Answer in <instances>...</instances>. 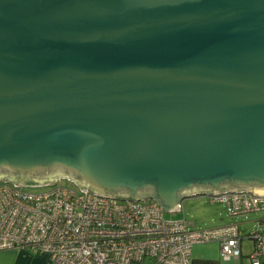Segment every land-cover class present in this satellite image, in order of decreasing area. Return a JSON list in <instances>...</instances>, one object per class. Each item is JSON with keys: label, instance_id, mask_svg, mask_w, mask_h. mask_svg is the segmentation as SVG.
<instances>
[{"label": "water", "instance_id": "95a60500", "mask_svg": "<svg viewBox=\"0 0 264 264\" xmlns=\"http://www.w3.org/2000/svg\"><path fill=\"white\" fill-rule=\"evenodd\" d=\"M59 178L264 194V0H0V180Z\"/></svg>", "mask_w": 264, "mask_h": 264}, {"label": "built area", "instance_id": "2783aa9c", "mask_svg": "<svg viewBox=\"0 0 264 264\" xmlns=\"http://www.w3.org/2000/svg\"><path fill=\"white\" fill-rule=\"evenodd\" d=\"M57 181L33 192L26 188L40 185L0 180V249L25 247L45 253L51 264H190L195 244L217 241L223 260L264 264V194H204L210 203L223 204L229 216L260 212L256 229L244 233L236 221L195 228L184 215L167 218L152 198L118 199ZM246 238L253 246L243 255Z\"/></svg>", "mask_w": 264, "mask_h": 264}, {"label": "rangeland", "instance_id": "374dc122", "mask_svg": "<svg viewBox=\"0 0 264 264\" xmlns=\"http://www.w3.org/2000/svg\"><path fill=\"white\" fill-rule=\"evenodd\" d=\"M57 184L71 189L78 188L75 183L66 178H59ZM47 188L48 186H28L26 190L35 192L44 191ZM181 207L182 211L165 212L164 215L167 218H183L184 215L185 219L190 221L191 225L195 228L216 227L231 221H236L239 222L238 225L241 231L244 233L252 232L257 227V219L262 216L260 212L229 216L223 204L218 202L210 203L206 195L186 197L182 200ZM259 226V229L264 231V223ZM195 245L194 248L198 247L204 251L215 252L217 249L219 250L217 241L203 242ZM252 246L251 239H243L242 252L248 253Z\"/></svg>", "mask_w": 264, "mask_h": 264}, {"label": "crops", "instance_id": "0c3cea01", "mask_svg": "<svg viewBox=\"0 0 264 264\" xmlns=\"http://www.w3.org/2000/svg\"><path fill=\"white\" fill-rule=\"evenodd\" d=\"M191 223V222H190ZM196 246V245H194ZM191 249L190 264H240L241 259L223 260L219 250L204 251L198 247ZM246 253H243V255ZM242 258H244L242 256ZM0 264H51L45 253L33 252L25 247L0 249Z\"/></svg>", "mask_w": 264, "mask_h": 264}]
</instances>
